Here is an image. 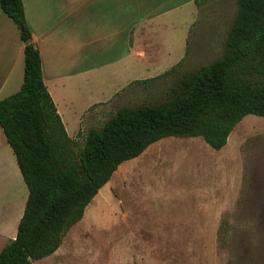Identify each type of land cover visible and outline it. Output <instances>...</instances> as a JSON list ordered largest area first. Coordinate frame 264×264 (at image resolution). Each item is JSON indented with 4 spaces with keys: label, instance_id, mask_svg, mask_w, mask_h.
I'll use <instances>...</instances> for the list:
<instances>
[{
    "label": "rangeland",
    "instance_id": "rangeland-1",
    "mask_svg": "<svg viewBox=\"0 0 264 264\" xmlns=\"http://www.w3.org/2000/svg\"><path fill=\"white\" fill-rule=\"evenodd\" d=\"M197 1L139 0L140 11L146 6L141 19L155 15L145 25L153 38L147 44L159 46L145 47L148 62L124 60L73 85L63 123L79 146L119 110L164 103L177 78L222 57L239 0ZM157 9L170 11L157 15ZM181 61L177 74L137 83ZM7 148L13 161L3 170L0 160L6 240L17 236L29 196ZM32 264H264V118L246 116L221 150L201 137L152 144L118 168L60 249Z\"/></svg>",
    "mask_w": 264,
    "mask_h": 264
},
{
    "label": "trees",
    "instance_id": "trees-1",
    "mask_svg": "<svg viewBox=\"0 0 264 264\" xmlns=\"http://www.w3.org/2000/svg\"><path fill=\"white\" fill-rule=\"evenodd\" d=\"M0 6L22 41L32 40L23 0H0ZM24 56L22 88L0 101V126L29 196L0 264H32L53 255L118 168L152 144L201 137L221 150L246 116L264 118V0L238 1L220 59L177 78L164 103L119 110L102 128L90 129L83 146L67 133L33 41ZM182 67L183 61L137 83H154Z\"/></svg>",
    "mask_w": 264,
    "mask_h": 264
},
{
    "label": "crops",
    "instance_id": "crops-1",
    "mask_svg": "<svg viewBox=\"0 0 264 264\" xmlns=\"http://www.w3.org/2000/svg\"><path fill=\"white\" fill-rule=\"evenodd\" d=\"M23 4L32 41L40 51L44 82L62 121L72 102L73 85L89 80L93 71L124 60L136 57L138 62H148L150 54L145 47L159 46L147 44L153 38L146 34L145 25L155 15L141 19L146 6L140 11L139 0H23ZM169 11L157 9V15ZM25 45L0 6V101L22 88ZM8 145L0 126V148L6 147L0 151L3 170L6 161H13ZM10 240L0 235V246Z\"/></svg>",
    "mask_w": 264,
    "mask_h": 264
},
{
    "label": "water",
    "instance_id": "water-1",
    "mask_svg": "<svg viewBox=\"0 0 264 264\" xmlns=\"http://www.w3.org/2000/svg\"><path fill=\"white\" fill-rule=\"evenodd\" d=\"M32 42V40L31 39H29L27 42H26V44H29V43H31Z\"/></svg>",
    "mask_w": 264,
    "mask_h": 264
}]
</instances>
